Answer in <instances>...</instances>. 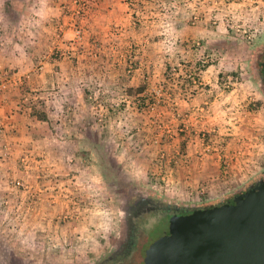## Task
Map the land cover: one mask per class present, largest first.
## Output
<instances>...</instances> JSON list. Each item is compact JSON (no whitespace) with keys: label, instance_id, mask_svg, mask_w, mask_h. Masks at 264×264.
Returning <instances> with one entry per match:
<instances>
[{"label":"crops","instance_id":"crops-1","mask_svg":"<svg viewBox=\"0 0 264 264\" xmlns=\"http://www.w3.org/2000/svg\"><path fill=\"white\" fill-rule=\"evenodd\" d=\"M226 16L255 32L252 44ZM263 36L264 0H0V67L12 84L0 106V264L62 263L73 244L89 255L77 233L92 223L86 199L97 201L88 193L100 180L81 154L114 124L144 150H171L160 165L182 206H221L264 181ZM142 97L153 111L138 108Z\"/></svg>","mask_w":264,"mask_h":264},{"label":"rangeland","instance_id":"rangeland-1","mask_svg":"<svg viewBox=\"0 0 264 264\" xmlns=\"http://www.w3.org/2000/svg\"><path fill=\"white\" fill-rule=\"evenodd\" d=\"M249 42L252 44V41ZM257 45L260 50L259 54L256 55L261 65L264 62V36L259 39ZM151 103L154 104V100ZM151 103L148 107L152 105ZM110 110L111 113H114L113 117L116 118L119 117V113L123 109L115 106ZM68 120H71V124H73V118ZM97 122L98 118H91L93 126H96ZM121 123L118 122L119 125H122ZM99 124H104V122ZM116 126L117 124H114L111 133L108 130L95 131L93 138L100 140L99 149L89 150L86 147V150L82 151V154L80 153L81 157L87 161L85 166L90 168L88 170H92L93 174L100 180V182L98 180V185L103 188L97 187V191L104 192L106 195L104 200L107 201L101 200L103 194L100 195V193L95 197L92 193H88L97 201L85 198L92 210L87 221H92V223L88 226V231L83 233V236L77 233V238L84 237V242L91 244L90 247L83 249L89 255L78 254L74 248L76 245L73 244L74 247H65L67 252L64 254L62 263L57 260L45 261V259L42 261L38 259L39 256L34 254L35 260L32 263L21 261L12 264H145L146 251L167 231L169 218L159 214V216L147 220L143 224L142 222L138 223V232L133 249L123 259L115 261L113 258L116 253L126 244L128 209L133 208L136 202L148 199L163 206L173 208L177 206L178 208L194 210L191 206L177 204L165 190L162 178L168 174L166 170L171 169L168 167L169 165L167 167L161 166L160 162L168 158L171 150L164 147H161L160 150L159 148L144 150L142 144L139 145L136 141L135 135L127 132V134L121 133V129ZM161 126L164 125L161 124ZM151 130L153 129L151 128ZM205 133L202 132V134ZM152 135L160 137V133ZM207 135L206 133V136L202 137L203 139L206 138L204 140L206 142L208 141ZM162 140L172 143L174 135L166 133ZM149 154H156L157 159L159 157V162L158 160L151 161ZM162 156L165 157L162 158ZM170 176L173 178L172 175ZM72 243H75V240ZM3 264H9V262H3Z\"/></svg>","mask_w":264,"mask_h":264},{"label":"water","instance_id":"water-1","mask_svg":"<svg viewBox=\"0 0 264 264\" xmlns=\"http://www.w3.org/2000/svg\"><path fill=\"white\" fill-rule=\"evenodd\" d=\"M159 214L169 216V234L149 247L145 264H264V181L233 203Z\"/></svg>","mask_w":264,"mask_h":264},{"label":"built area","instance_id":"built-area-1","mask_svg":"<svg viewBox=\"0 0 264 264\" xmlns=\"http://www.w3.org/2000/svg\"><path fill=\"white\" fill-rule=\"evenodd\" d=\"M85 9H86V4H83V7H82L81 10L85 11ZM226 17L228 19V23L231 26H233V28L235 29V31L238 34L242 35V37H244L245 40H247V41H252L253 40V38L255 37V32L253 33V31L248 30V28H246L247 26H245L244 23H241V22L240 23L239 22L238 23H235L234 20L230 16H226ZM197 20H198V17L195 16L193 18V22H196ZM214 23H216V22H214ZM183 67H184L183 64H178V65L174 66L173 69H172L173 70V73L175 75H178L180 69H182ZM184 75H185V78L188 79L194 86H198L199 85V74L197 72H195V71H187V72H185ZM11 85L12 84H11L10 78L8 77V73L5 72V71H3L1 69V67H0V106L2 104V96L5 93L8 92V90L11 87ZM159 93H160V91H159ZM155 105L156 104L154 103L151 106L147 107V109L149 111L150 110L153 111L154 108H155ZM120 113H123V112L121 111ZM123 121H124V119H123ZM120 122H122V120H120ZM203 137H205V136H203ZM164 157L162 156V158H164ZM166 160H167V158H166ZM70 162H71V164H74L73 163V159H71ZM77 166H78V168H83L84 162L77 163ZM162 180H163V183H164V187H165L166 192L174 191L175 187L172 185L173 184L172 183L173 181H171V177L170 176H168L167 174H165L163 176ZM14 184H15L16 187L25 188L24 183H22L20 181H17Z\"/></svg>","mask_w":264,"mask_h":264},{"label":"flooded vegetation","instance_id":"flooded-vegetation-1","mask_svg":"<svg viewBox=\"0 0 264 264\" xmlns=\"http://www.w3.org/2000/svg\"><path fill=\"white\" fill-rule=\"evenodd\" d=\"M175 209L177 208L163 206L148 199H142L136 202L134 207L132 209L129 208L127 212V234H126L125 247H122V249L118 251V253H116V256L113 259L115 261H117L118 259H123L125 255H127L133 249L129 247L131 245L132 240L135 241L136 239V235L138 232V228H137L138 223L142 222L143 224L145 221L159 216L161 210L172 211ZM166 217L169 218V216ZM168 234H169V222H168L167 231L163 233L162 237Z\"/></svg>","mask_w":264,"mask_h":264},{"label":"trees","instance_id":"trees-1","mask_svg":"<svg viewBox=\"0 0 264 264\" xmlns=\"http://www.w3.org/2000/svg\"><path fill=\"white\" fill-rule=\"evenodd\" d=\"M198 67L200 68V69H202L203 68V66H201V64H198ZM260 71H261V73H262V75H263V77H264V73H263V67H262V64L260 65ZM167 74L169 75V78H171V76H172V74H173V70L172 69H168V71H167ZM145 91V88L144 87H140V88H138L137 90H136V93H143ZM131 93H132V91L131 90H129L128 91V94L129 95H131ZM152 102V100L150 99V97H142L140 100H139V102H138V108L140 109V110H145V109H147V107H148V105L150 104ZM152 104V103H151ZM31 106H32V104H31ZM37 109H39L38 108V106L36 107V105H35V107L33 106V108H32V111H33V113L34 114H36L37 112H36V110ZM43 114V113H42ZM42 114H38V116H39V118H41V119H46V117L45 116H42ZM185 146V141H183L182 142V144H181V147H184ZM97 149H99V147H97L95 150H97ZM182 149V148H181ZM89 153V152H88ZM172 167H174V166H172ZM227 203H233V202H227ZM175 208H178L177 206H175ZM206 208H211V207H205V208H197V209H206ZM130 209H132V208H130ZM183 209H186V208H183ZM192 209H194V210H196L195 208H192Z\"/></svg>","mask_w":264,"mask_h":264}]
</instances>
